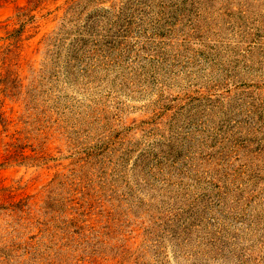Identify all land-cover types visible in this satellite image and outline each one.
Instances as JSON below:
<instances>
[{
	"label": "rangeland",
	"instance_id": "rangeland-1",
	"mask_svg": "<svg viewBox=\"0 0 264 264\" xmlns=\"http://www.w3.org/2000/svg\"><path fill=\"white\" fill-rule=\"evenodd\" d=\"M0 264H264V0H0Z\"/></svg>",
	"mask_w": 264,
	"mask_h": 264
}]
</instances>
